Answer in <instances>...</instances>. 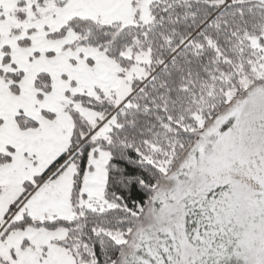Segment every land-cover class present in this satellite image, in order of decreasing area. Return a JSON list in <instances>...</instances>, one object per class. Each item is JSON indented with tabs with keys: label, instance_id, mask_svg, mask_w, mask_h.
<instances>
[{
	"label": "snow or ice",
	"instance_id": "1",
	"mask_svg": "<svg viewBox=\"0 0 264 264\" xmlns=\"http://www.w3.org/2000/svg\"><path fill=\"white\" fill-rule=\"evenodd\" d=\"M0 264H264V0H0Z\"/></svg>",
	"mask_w": 264,
	"mask_h": 264
}]
</instances>
